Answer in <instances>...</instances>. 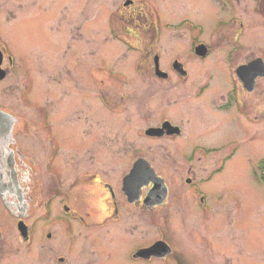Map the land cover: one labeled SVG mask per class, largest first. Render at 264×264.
Segmentation results:
<instances>
[{"label":"flooded vegetation","instance_id":"af4514ba","mask_svg":"<svg viewBox=\"0 0 264 264\" xmlns=\"http://www.w3.org/2000/svg\"><path fill=\"white\" fill-rule=\"evenodd\" d=\"M162 1L121 0L112 47L103 46L101 29L86 37L84 0H0V264H95L87 242L113 244L119 225L128 241H141L129 246L132 262H232L231 229L237 240L243 232L220 188L230 162L241 160L245 120L260 121L264 54L244 36L263 29L264 0H192L206 9L239 6L238 28L216 40L190 18H175L178 7L160 9ZM248 4L260 22L253 26ZM173 18L182 20L164 23ZM130 25L140 29H124ZM174 37L184 38L183 48ZM224 43L228 51L214 61ZM219 69L227 71L225 90ZM220 123L241 138L189 141L192 129L203 134ZM261 160L252 175L264 183ZM171 213L187 235L176 250L162 231ZM191 216L199 218L192 227ZM150 226L159 234L153 240ZM158 242L165 247L157 254Z\"/></svg>","mask_w":264,"mask_h":264},{"label":"rangeland","instance_id":"374dc122","mask_svg":"<svg viewBox=\"0 0 264 264\" xmlns=\"http://www.w3.org/2000/svg\"><path fill=\"white\" fill-rule=\"evenodd\" d=\"M135 1L141 2L142 0ZM160 1L161 0H156V4ZM84 2L86 4V37L90 34L92 29H101L102 37L107 36L106 44L103 43V40L106 39L102 38L103 46L111 45L113 47V37H110V32L113 33V28L120 25L119 20L116 22L117 19L113 16V10L116 7H121V0H84ZM163 7L166 8V12L172 11L171 8L178 7V16L175 18L188 17L196 23L201 24L204 30H206L204 33H214L213 37L215 40L223 35V31L238 28L237 19L239 6L233 1H231V4L225 2L222 6L214 3L209 5L210 9H206L199 3H195L192 0H163L161 5H159V8L163 9ZM248 9L249 16L246 20L248 19L249 25H255L256 21L260 23L259 20H257L256 15L251 10V4H248ZM231 15L236 18L235 23H228ZM175 18H173V20L166 19L164 23L178 24L182 20H174ZM113 22L115 25H113ZM132 28L140 29V27H134V25H130L124 29ZM256 28L253 27L246 31L244 42L245 45L247 44L251 48L263 49L262 52L264 54V25H262L263 29ZM22 38L27 43L40 41V37L35 36H22ZM171 41L173 42V45L181 46V48H183L184 38L174 37L171 38ZM227 44L228 43H224L221 48H214V61L221 60L220 58L225 56V51H228V48L225 47ZM171 55L173 54L171 53ZM183 56L185 55L183 54ZM26 57L29 58V56ZM226 72L227 71L225 70V73H222L221 69L217 72V81H221V88L223 90L227 89L230 85ZM202 100H204V98L197 99L199 103ZM261 100L262 112L260 115V121L252 122L248 119L245 120L246 141L242 151L238 155V158L241 160L230 162L229 175H227L228 179L225 180L222 189L220 188L222 194L229 195V205L231 206L229 218L231 223L233 221V214L234 218L237 219L234 220V223H240V231L243 232L239 235L240 241L232 237L231 229L230 241H227L229 243L228 253L230 255V259L232 260L230 264H264V183L259 181L260 179L258 176L253 177L252 175V171L258 170V164L255 161L261 158L264 160V97H262ZM165 113L173 118L176 117V115L169 111V108L165 109ZM224 115H226L225 111L223 113V116ZM232 127L233 126L230 123H220V125L216 127H207L208 131L203 132V134L198 133L195 129H192L189 141L211 146L230 140L240 139V129L232 130ZM263 160L260 162L261 166L264 163ZM224 173L227 174L226 171H224ZM174 218H177V216L174 217V214L172 213L166 217V221L164 223L166 228L163 225L162 231L169 242L176 247L174 248L176 250L178 243H181V239L185 241L187 239V235L180 236L181 233L179 230L174 229ZM197 221H199V218L191 216V227L195 226ZM201 221L203 224H206L205 219ZM206 221L208 222L209 220ZM180 228L182 227L180 226ZM118 230L117 239L116 241H113V244L111 241L87 242V246L92 245L93 249H95V252L97 253V262H95V264H142L132 262L128 258L130 253L129 246L141 241H128L127 239H129V236L120 229V225ZM194 232L198 233L195 230ZM148 233L150 240L155 239L159 235L157 229L153 226L149 227ZM254 237H256L255 239H257V241H252ZM194 238L200 240L198 235H195ZM90 242L92 243L90 244ZM106 254H110V256L104 259ZM88 258L89 256L87 255V260ZM103 259L105 261H103ZM173 260L174 257L167 258L164 264H173ZM181 264H190V262L183 258Z\"/></svg>","mask_w":264,"mask_h":264},{"label":"water","instance_id":"95a60500","mask_svg":"<svg viewBox=\"0 0 264 264\" xmlns=\"http://www.w3.org/2000/svg\"><path fill=\"white\" fill-rule=\"evenodd\" d=\"M164 244L162 242H158L155 244V246L152 248V252L162 253L164 251ZM168 252V251H167Z\"/></svg>","mask_w":264,"mask_h":264}]
</instances>
